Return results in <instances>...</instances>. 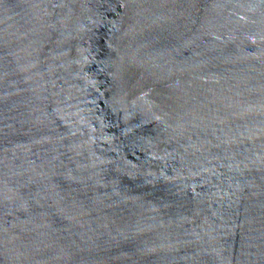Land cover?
Returning a JSON list of instances; mask_svg holds the SVG:
<instances>
[{
  "label": "water",
  "instance_id": "water-1",
  "mask_svg": "<svg viewBox=\"0 0 264 264\" xmlns=\"http://www.w3.org/2000/svg\"><path fill=\"white\" fill-rule=\"evenodd\" d=\"M0 264H264V0H0Z\"/></svg>",
  "mask_w": 264,
  "mask_h": 264
}]
</instances>
